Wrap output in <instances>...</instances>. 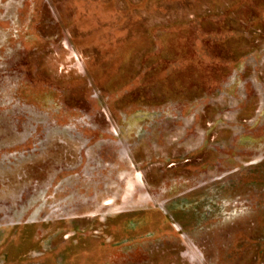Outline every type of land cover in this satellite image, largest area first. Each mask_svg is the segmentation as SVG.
I'll return each instance as SVG.
<instances>
[{"label": "rangeland", "instance_id": "rangeland-1", "mask_svg": "<svg viewBox=\"0 0 264 264\" xmlns=\"http://www.w3.org/2000/svg\"><path fill=\"white\" fill-rule=\"evenodd\" d=\"M0 264H264V0H0Z\"/></svg>", "mask_w": 264, "mask_h": 264}]
</instances>
